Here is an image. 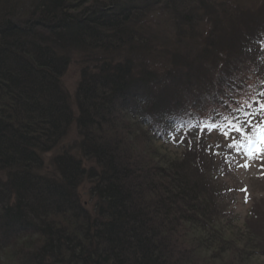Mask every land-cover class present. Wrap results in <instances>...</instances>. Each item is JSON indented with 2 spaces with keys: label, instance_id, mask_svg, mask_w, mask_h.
<instances>
[{
  "label": "trees",
  "instance_id": "trees-1",
  "mask_svg": "<svg viewBox=\"0 0 264 264\" xmlns=\"http://www.w3.org/2000/svg\"><path fill=\"white\" fill-rule=\"evenodd\" d=\"M257 1L0 0V264L247 262L220 228L205 126L227 131L214 111L264 61ZM263 220L245 223L264 258Z\"/></svg>",
  "mask_w": 264,
  "mask_h": 264
},
{
  "label": "rangeland",
  "instance_id": "rangeland-1",
  "mask_svg": "<svg viewBox=\"0 0 264 264\" xmlns=\"http://www.w3.org/2000/svg\"><path fill=\"white\" fill-rule=\"evenodd\" d=\"M255 4H257L258 13L260 9L262 10L258 21L260 19L264 21V0H259ZM254 68H256L255 72L252 70V74L249 71L251 76L244 80L243 85L246 87V90L242 91L240 96L234 98L237 102L233 105L234 107L230 104V108L214 111L215 115L218 114L217 122H222V124L226 125L225 117L229 115L238 117L241 122L249 118L254 122L264 120V112L256 111L258 108L257 102H264V96L260 95V93H264V61L257 64ZM247 70H245V72L241 70L239 73H244L243 75L245 77V75L248 74ZM79 77L80 67L76 62H73L68 66L61 79L63 89L71 97L72 104H74V94ZM241 77L242 74H237L236 78L240 79ZM249 104L251 107L248 106ZM237 107H241L242 111L235 112L234 110ZM245 112L251 113V117H245ZM203 116L209 117L207 113L201 112L200 117L203 118ZM128 127L134 132H129L130 135L137 138L140 142V138L143 139V135L140 137V127L134 126L132 121L128 123ZM219 130L220 129L211 130L212 137L209 136L208 138L211 140L216 136V145L221 148L213 158L219 170L216 171L217 173H211L213 176V183L217 186L214 188V191L218 194V201L225 214L219 222L220 228L224 233V237L235 238L234 241L236 247L248 250V260L245 264H264L263 256L258 254L257 250L251 245L250 240L247 239L246 232H248V229L245 223L247 219L254 214H260V216L264 217V159L248 157L245 154L247 148L244 151L241 147L239 156L231 158V148H229V144L236 136L233 134L235 131L226 127L225 130H227L226 132H228V135L225 136ZM244 130L245 132L250 131L247 126H245ZM206 131L207 130H201L200 132L205 133ZM235 133H237L239 137H242L240 133ZM204 135L205 134L202 136ZM219 135L221 136L219 137ZM75 137L76 132L72 125L70 127L69 135L61 141V147L71 144ZM196 139H198L196 134H184V142L186 144H188L189 141H196ZM155 143L163 153H166L172 158L180 156L183 152L182 146H177L172 142L158 140ZM244 163H247L249 166L243 167L242 165ZM84 200H86V198ZM262 226L264 227V220ZM212 239H215V237ZM217 248H219L218 241ZM229 256L230 254L227 252H221V260L215 259V263L223 264L228 260Z\"/></svg>",
  "mask_w": 264,
  "mask_h": 264
},
{
  "label": "snow or ice",
  "instance_id": "snow-or-ice-1",
  "mask_svg": "<svg viewBox=\"0 0 264 264\" xmlns=\"http://www.w3.org/2000/svg\"><path fill=\"white\" fill-rule=\"evenodd\" d=\"M261 96H264V93H260ZM258 108L257 112H264V102H257ZM251 107V105H248ZM235 112L242 111L241 107H237L234 110ZM245 117H251V113H244ZM226 120V127L231 128L235 132L240 133L245 141H247V151L246 155L250 158H261L264 159V120L254 122L252 119H246L245 121L241 122L238 117L233 115H229L225 117ZM245 126H247L250 131L245 132ZM205 127L208 128L209 131L220 129L222 133L227 136L228 132L224 131L223 127L217 125L215 123L211 125H206ZM231 145H229L230 147ZM243 167H248L247 163L242 165Z\"/></svg>",
  "mask_w": 264,
  "mask_h": 264
}]
</instances>
